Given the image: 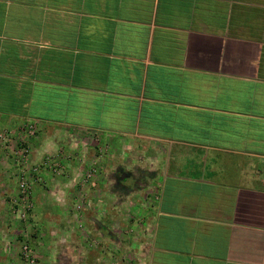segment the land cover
I'll use <instances>...</instances> for the list:
<instances>
[{"label": "crops", "instance_id": "1", "mask_svg": "<svg viewBox=\"0 0 264 264\" xmlns=\"http://www.w3.org/2000/svg\"><path fill=\"white\" fill-rule=\"evenodd\" d=\"M24 124L70 173L35 185L46 264H264V0H0V127ZM96 146L101 188L159 194L99 208L94 249L61 208Z\"/></svg>", "mask_w": 264, "mask_h": 264}, {"label": "rangeland", "instance_id": "2", "mask_svg": "<svg viewBox=\"0 0 264 264\" xmlns=\"http://www.w3.org/2000/svg\"><path fill=\"white\" fill-rule=\"evenodd\" d=\"M29 125L24 124L20 127V131L17 135V138L14 137V133L11 131V129L4 127L3 125L0 127V153L3 152V156L0 158V182H3L4 177L7 175L12 176L16 183L15 191L6 194L5 197H2L0 199V235L3 234V228H9L12 230L9 233V236L7 238L13 239V246L11 244L9 245V248L11 249V253L14 255H17L20 260V264H29V259L25 258V254L23 253V245L28 244L30 249L32 250V258H34L36 264H46V260L43 259L42 252L40 251V248L37 244V240H40V243L43 242L42 235L45 233L44 229H40V224L36 222L33 219L34 213L36 212V197H35V183L33 185L32 194L30 195V201L32 202V206L29 209V211L26 212V215L22 217L20 212H17V203H15V200L20 201V198L18 199V192H19V183H18V172L20 171V162H21V156L22 152L19 149V144L24 143L25 148H27V154L28 158L30 159V163H36L39 162L44 156L46 155H52V153H46L38 160L33 161L32 157L30 155L31 149H30V143L31 139H33L36 135V133H29L28 132ZM15 132V131H14ZM23 146V145H22ZM97 147V146H96ZM94 149H91L90 154V160L89 165L87 164V168L82 170L81 175H78L77 177H74L72 183V193L69 194L67 197L64 208H61L65 210V213L67 214L68 220L65 221L67 224V227L69 230H74L75 233H79L81 237H83L86 240V243L90 245L91 248L97 249L100 246V241L97 239H93L92 236L89 234V228L88 226L91 225V217L95 216L97 213V210L99 208H102L103 206H110L114 204V196H117L118 201L116 202L115 206L119 208L122 213L126 214L125 219L131 218L133 214L134 207L140 206V200H143L144 203H152L157 202L158 198V188L159 186L157 184H150V183H144L142 180H139V183L137 186H143L142 192L137 193L135 189H131V196L128 194H112L111 192L114 190L113 186L109 183L106 187H102L97 181V175H98V163L96 162L97 157L101 154L98 150V147ZM26 150V149H25ZM2 155V153H1ZM8 157V158H7ZM11 161H10V160ZM9 160L11 162L12 167H8L5 161ZM19 161V162H18ZM92 161V162H91ZM63 166V165H62ZM95 168L96 173L94 176L89 178V180L86 183L82 182L83 175L87 172V170H90V168ZM4 176V177H3ZM53 180H63L68 179L70 177V173L66 168L63 166L62 171L60 174L52 175ZM13 181V182H14ZM93 183L95 185H93ZM45 184V183H43ZM131 185V183H130ZM129 185V186H130ZM2 186V184L0 185ZM136 186V187H137ZM45 187V186H44ZM0 187V191H3ZM48 188V186H47ZM90 188V189H89ZM105 190L106 193L111 194H101L102 190ZM87 190L91 191V194H87ZM115 192V191H113ZM4 191L0 194H3ZM100 193V194H99ZM121 193V192H120ZM122 195V196H121ZM138 195V196H137ZM1 196V195H0ZM113 197V198H112ZM123 199L121 200V198ZM120 198V199H119ZM48 203H51V195L47 199ZM59 201L58 198L54 200ZM121 201L124 202V204H121ZM146 205V204H145ZM118 209V210H119ZM38 210V207H37ZM54 213V211H52ZM65 219V218H64ZM117 229H119L117 227ZM123 229V228H121ZM47 231V230H46ZM13 235L10 236V235ZM44 260V261H43ZM45 262V263H44ZM128 264V261L126 262Z\"/></svg>", "mask_w": 264, "mask_h": 264}, {"label": "built area", "instance_id": "3", "mask_svg": "<svg viewBox=\"0 0 264 264\" xmlns=\"http://www.w3.org/2000/svg\"><path fill=\"white\" fill-rule=\"evenodd\" d=\"M29 133H35L32 125H29L28 128ZM23 145V146H22ZM19 149L22 152L21 162H20V171L18 172V183H19V192H18V199L20 201L15 200L17 203V212H20L22 217L26 215V212L32 206V202L30 201V195L32 194L33 185L35 183L43 182V173L45 171L50 172L52 175L60 174L62 171V164L58 161L57 155H46L42 158L39 162L30 163L27 148L24 149L25 144L20 143ZM19 162V161H18ZM96 173V169L90 168L87 172L83 175L82 182L86 183L89 178L94 176ZM23 253L25 254V258L29 259V264H36L34 258H32V250L28 246V244L23 245Z\"/></svg>", "mask_w": 264, "mask_h": 264}, {"label": "flooded vegetation", "instance_id": "4", "mask_svg": "<svg viewBox=\"0 0 264 264\" xmlns=\"http://www.w3.org/2000/svg\"><path fill=\"white\" fill-rule=\"evenodd\" d=\"M122 175H123V171H120V173L118 175H116L117 183L120 185L119 187L121 189H124L125 191H130L131 189H135V187L137 186V183L139 182V179L132 175L131 185L126 186L125 184L122 183L124 181V180H122L123 179Z\"/></svg>", "mask_w": 264, "mask_h": 264}]
</instances>
